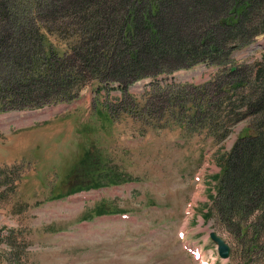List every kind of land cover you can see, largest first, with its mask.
Instances as JSON below:
<instances>
[{
	"label": "rangeland",
	"instance_id": "374dc122",
	"mask_svg": "<svg viewBox=\"0 0 264 264\" xmlns=\"http://www.w3.org/2000/svg\"><path fill=\"white\" fill-rule=\"evenodd\" d=\"M53 14L39 17L41 27L36 26L46 31L52 48L69 53L73 27L58 25ZM253 25L258 27L253 22L247 31ZM36 62L40 68L46 63L40 54ZM228 66L241 70L246 84L214 85ZM258 69L264 71V31L220 59L147 74L123 88L110 81L98 85L85 68L68 73L64 82H50L40 94L25 89L15 97L32 101L85 90L73 102L59 97L48 112L27 105L20 113L5 95L0 101L11 105L0 110V264H199L179 246L175 231L181 225L186 239L200 244L214 263L264 264V218L255 238L250 228L237 237V226L217 217L211 197L217 184L213 174L234 140L253 131L254 114L238 106L240 94L249 95L262 81ZM214 86L220 88L216 94ZM195 99L205 110L192 119ZM237 111L244 113L233 119ZM109 177L119 182L97 191L86 188ZM87 190L96 196L80 198ZM95 207L127 210L139 218L75 222ZM251 218L236 217L243 224ZM208 230L227 242L226 257L217 254ZM250 239L255 242L247 254L243 242Z\"/></svg>",
	"mask_w": 264,
	"mask_h": 264
},
{
	"label": "trees",
	"instance_id": "16d2710c",
	"mask_svg": "<svg viewBox=\"0 0 264 264\" xmlns=\"http://www.w3.org/2000/svg\"><path fill=\"white\" fill-rule=\"evenodd\" d=\"M54 11L58 25H70L75 32L66 54L52 48L46 31L37 27H41L39 17ZM80 18L83 23L78 22ZM253 22L258 27L253 25L247 31ZM258 31H264V0H0V69L7 66V72L0 74V99L9 96L16 109L71 98L72 93L66 92L37 96L32 101L30 97L15 99L21 98L25 89L40 94L50 82H64L68 73L85 68L94 80H116L122 86L165 69L220 59L230 48L248 43ZM39 54L46 61L43 68L36 62ZM241 72L228 66L213 84L231 88L246 84ZM257 75L262 81L249 95L240 94L244 104L238 106L244 105L254 114L253 131L234 140L219 172L213 174L217 184L211 197L217 217L237 226V237L250 228L255 238L264 218V71L258 69ZM218 89L214 86L213 92ZM197 99L192 119L205 110ZM10 105L0 101V110ZM242 113L235 112L233 119ZM88 171L92 172L91 167ZM99 183L93 180V185ZM249 215L252 218L244 224L236 219ZM254 242H243L247 254Z\"/></svg>",
	"mask_w": 264,
	"mask_h": 264
},
{
	"label": "water",
	"instance_id": "95a60500",
	"mask_svg": "<svg viewBox=\"0 0 264 264\" xmlns=\"http://www.w3.org/2000/svg\"><path fill=\"white\" fill-rule=\"evenodd\" d=\"M209 235L217 244L218 253L221 256L227 255L229 247H228V244L223 240V238L221 236L215 234L213 231H209Z\"/></svg>",
	"mask_w": 264,
	"mask_h": 264
}]
</instances>
